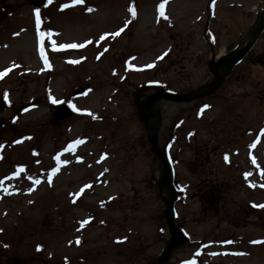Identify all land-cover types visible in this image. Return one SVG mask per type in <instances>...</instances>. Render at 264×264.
Masks as SVG:
<instances>
[{
	"label": "rangeland",
	"instance_id": "1",
	"mask_svg": "<svg viewBox=\"0 0 264 264\" xmlns=\"http://www.w3.org/2000/svg\"><path fill=\"white\" fill-rule=\"evenodd\" d=\"M82 1L0 0V118L12 121L0 129V264H157L168 194L137 105L209 84L212 56L241 47L264 11V0H213L210 17V0H163V15L162 0ZM61 44L84 46L83 61L69 68ZM225 75L210 97L155 105L189 235L165 264H264V31ZM62 102L78 114L56 121ZM204 186L222 189L207 211Z\"/></svg>",
	"mask_w": 264,
	"mask_h": 264
},
{
	"label": "water",
	"instance_id": "2",
	"mask_svg": "<svg viewBox=\"0 0 264 264\" xmlns=\"http://www.w3.org/2000/svg\"><path fill=\"white\" fill-rule=\"evenodd\" d=\"M263 29H264V14L261 16L256 29L252 33L250 40L243 48H241L236 54L234 55L230 54L226 57L221 58L217 62H215L213 59L215 76L210 86L199 90H195L189 94H181V95L168 93V92H157L154 95L150 96L145 103L138 105L139 116L148 132V140L152 145V150L159 157L163 165L161 183H163V186L166 189H168L170 192V198H169V202H167L164 216L168 223V227L171 233V239L169 244L165 247L161 256H159L158 264H164V262L169 259L171 252L184 242V233L181 230H179L174 223V214H175L174 202L176 200V192L172 183V170L169 167L166 156L164 155L163 151L159 146L158 132L162 124V117L160 112L154 109L153 107L154 103L159 100H167L177 103L191 102L195 99L202 98L204 96L210 95L213 92H215L222 84V76L219 74V67L221 65L223 66L227 64L236 63L239 60H241L243 57H245L246 54L251 50V48L256 43ZM3 105L4 104L0 102V109L3 107ZM61 111L62 114L57 116L58 118L66 117L72 114L71 111H68L65 108H63ZM6 125L7 123L0 120V128Z\"/></svg>",
	"mask_w": 264,
	"mask_h": 264
},
{
	"label": "snow or ice",
	"instance_id": "3",
	"mask_svg": "<svg viewBox=\"0 0 264 264\" xmlns=\"http://www.w3.org/2000/svg\"><path fill=\"white\" fill-rule=\"evenodd\" d=\"M50 2H51V0H50ZM73 2L74 3H81L82 2V0H73ZM63 7H68V5L66 4V5H63ZM163 8H164V2H163V0H162V2L160 3V5H159V9L161 10V15H163ZM129 11H132V9L130 8L129 9ZM36 13H37V24H39L40 23V18H39V9H37L36 10ZM119 34V32H117V33H113V35H118ZM101 39H104V37L102 36L101 37ZM79 45H77V44H61V45H59V47L61 48V49H63V48H76V47H78ZM53 47L55 48V43H53ZM43 54V53H42ZM46 63H47V61H45ZM8 71V69H5L4 70V72H0V76H2V75H4V73L5 72H7ZM57 101H53V103H56ZM70 107L72 106L71 104L69 105ZM56 171V169L54 168L53 169V172H55ZM37 183H39V181H37Z\"/></svg>",
	"mask_w": 264,
	"mask_h": 264
},
{
	"label": "trees",
	"instance_id": "4",
	"mask_svg": "<svg viewBox=\"0 0 264 264\" xmlns=\"http://www.w3.org/2000/svg\"><path fill=\"white\" fill-rule=\"evenodd\" d=\"M212 188H213V190H210L209 192H206L207 190L204 191V193L201 196V199H202L201 203L203 204L204 210H206V211L209 209L208 205L210 202H212V199H213L212 197L214 196V194L218 197L222 191V189L220 187H217V186H214Z\"/></svg>",
	"mask_w": 264,
	"mask_h": 264
},
{
	"label": "bare ground",
	"instance_id": "5",
	"mask_svg": "<svg viewBox=\"0 0 264 264\" xmlns=\"http://www.w3.org/2000/svg\"><path fill=\"white\" fill-rule=\"evenodd\" d=\"M225 70H226V68H224V69H221V71H222V72H224Z\"/></svg>",
	"mask_w": 264,
	"mask_h": 264
}]
</instances>
